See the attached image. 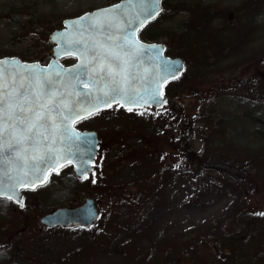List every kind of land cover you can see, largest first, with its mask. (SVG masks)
<instances>
[{
  "label": "rangeland",
  "instance_id": "rangeland-1",
  "mask_svg": "<svg viewBox=\"0 0 264 264\" xmlns=\"http://www.w3.org/2000/svg\"><path fill=\"white\" fill-rule=\"evenodd\" d=\"M117 1L0 0V57L46 59L50 51L49 33L59 28L64 18ZM249 1L253 0L165 1V12L144 30L143 36L154 31V35L161 36L160 40L170 46L171 55H178V44L169 35L177 38L189 15L176 14V7L171 11L170 3L196 2L197 10L215 17L209 24L215 44L205 51L204 40L200 39L201 42L192 46L193 52L185 57L188 74L170 88L166 116L161 112L130 114L113 109L91 121L104 139L102 161L110 163L103 164L106 171L98 169L89 178L95 186H106L108 194L105 200L92 191L98 196L100 218L88 231L49 228L40 222L41 216L58 208H70L84 196L77 185L85 186V181L75 179L68 169L53 177L47 187L27 193L22 207L27 211L25 216L13 203L0 199V243L6 236L12 237L11 244L2 250L0 264H220L225 255L217 242L229 232L238 240L249 235L246 245L262 246L264 252V164L256 163L262 159L257 155L264 153V0H255V7H260L255 24H248L249 18L245 21L241 11H237L238 21L250 25V34L243 38L242 50L231 49V54H236L235 60L245 56L249 60L241 70L235 72L232 68L228 74H246L245 84L238 85L229 78L228 82L221 80L227 75L224 71L233 56L220 55L222 50L218 47L219 43H235L243 32L237 21L224 26L219 15L227 18L231 9ZM182 7L179 5L178 11ZM190 42L180 48L189 51ZM254 55L257 58L252 60ZM241 80L244 81L243 76ZM215 86L229 89L214 101L219 104L216 110L228 118L224 124L230 130L227 137L233 144L229 156L234 160L222 159L225 155L219 152L227 148L217 140L216 153L224 161L221 164L224 171L201 172L179 149L189 145L195 153H201L203 136L209 134V130L204 131L209 126L204 124L207 110L201 109V96L204 101L214 97ZM236 88L238 91H232ZM174 115L183 118V123L179 120L183 127L179 124L181 132L177 135L169 132L178 121ZM213 136L218 137L214 132ZM210 142L205 143L207 148ZM140 156L149 157L142 160ZM140 179H148L147 187L138 185ZM136 184L146 196L139 204L133 202L126 209L119 199L112 201L113 195L124 193L110 192V187L122 185L128 190ZM138 195L136 190H128L122 203L138 201ZM83 238L86 240L82 242ZM163 252L171 258H165ZM254 253L256 256L259 252ZM229 256L227 264L238 262H231ZM157 257L164 259L158 261Z\"/></svg>",
  "mask_w": 264,
  "mask_h": 264
},
{
  "label": "snow or ice",
  "instance_id": "snow-or-ice-1",
  "mask_svg": "<svg viewBox=\"0 0 264 264\" xmlns=\"http://www.w3.org/2000/svg\"><path fill=\"white\" fill-rule=\"evenodd\" d=\"M158 3L127 0L125 5L73 21L79 28L78 47L65 49L68 55L73 51L80 54V63L73 68L58 66L50 75L38 66L0 60V191L9 164L18 170V184L34 189L45 182L47 172L62 161H71L74 154H69L67 142L73 137L81 139L71 123L93 115L101 106L110 107L112 102H122L121 106L141 102V93L135 91L142 78L134 71L140 46L134 33L158 15ZM133 10L135 14L130 15ZM165 71L175 75L178 69L168 65ZM61 73L74 81L72 91L64 90ZM80 85L88 91L76 90ZM152 100L159 102L155 94ZM13 195L17 194L13 192L8 199Z\"/></svg>",
  "mask_w": 264,
  "mask_h": 264
},
{
  "label": "water",
  "instance_id": "water-1",
  "mask_svg": "<svg viewBox=\"0 0 264 264\" xmlns=\"http://www.w3.org/2000/svg\"><path fill=\"white\" fill-rule=\"evenodd\" d=\"M126 3L127 0H123L117 4L125 5ZM117 4H114L106 8H101L93 12H87L77 18L64 20L63 23L65 28L61 30H56L50 35L51 40L57 44V46L54 48V54L56 58L52 59L51 62L46 66H43L38 62L23 63L17 58L6 57L0 60L9 61V62L18 61L21 65L24 66H33V65L38 66L39 69H43L45 72L49 73L50 75L59 70L58 66H61L65 70L73 68L80 63V59L78 58L80 54L76 51H73V53L71 54V55H75L78 58L76 64L72 66H64L59 62V58L68 56V54H66L65 52L66 48L71 47L75 49L76 47H78L75 42L77 39L80 38L78 35L79 28L73 26L72 22L78 20L80 17H83L86 14L97 13L100 12L101 10H106V9H113L114 6H116ZM158 8H159V13H158L159 15L161 12V0H159ZM134 14H135V10L130 12V15H134ZM158 15H156L155 18ZM152 19H148L146 23H148ZM146 23H144L143 26ZM142 27H140L134 33V39L138 40V32ZM138 41L140 46L136 50V59H135L136 67L134 71H136L142 79L137 82L135 91H139L141 93L142 99L138 105H127L124 107L136 108V107H142L144 105H148V106L154 105L155 107L160 108L165 104L166 101V98L163 95L165 85L169 81L178 77L179 73L184 69V61L180 58H167L164 55L165 48L162 44H145L140 40ZM168 65L177 66L178 71L176 72L175 75H172L169 72L165 71ZM9 70H13V66L11 64H9ZM61 77L65 82L64 90L72 91L71 85L74 83V81H72L69 76L64 75V73H61ZM76 90L84 91V92L88 91V89L84 88L83 85L78 86ZM153 94L156 95V99L159 102L152 100ZM145 100H147V103L144 102ZM115 103L117 102H112L111 105ZM103 108L106 107L104 106L100 107V109ZM75 122L71 123L70 127L75 130V133L79 137H81V139L77 140L75 137H73L71 141L67 142V144L71 145V147L68 149V152L69 154H74V158L71 161H67V160L62 161L59 165L55 166V168L52 171L47 172L45 174L46 175L45 182L42 184H37L35 188L39 185L45 184L48 180L49 175L52 172H57L59 169H61L63 166L67 164L74 165L75 172L80 176L86 175L92 171L93 169L92 164L94 163L98 153L97 136L95 133H91V132H84V133L79 132L74 128ZM60 147H64V145H60ZM7 171H8V175L4 177L3 191H0V196L8 197L10 194L14 192L17 195H13L12 199H14L17 203H21L23 199L22 190L32 189V188L31 187L26 188L23 185L18 184L16 179V177L18 176V170L13 168L11 164L8 165ZM13 184H17V186L14 189L12 188ZM97 216H98V210L94 203V200H89L84 206L77 209H69V208L58 209L54 213L44 216L41 221L48 226H57V225H62L65 227H75L80 225L89 226L97 219Z\"/></svg>",
  "mask_w": 264,
  "mask_h": 264
},
{
  "label": "trees",
  "instance_id": "trees-1",
  "mask_svg": "<svg viewBox=\"0 0 264 264\" xmlns=\"http://www.w3.org/2000/svg\"><path fill=\"white\" fill-rule=\"evenodd\" d=\"M180 3V5H182V9L183 10H177L176 14H184V13H188L189 17L185 20V22L182 24V26L180 27V29L178 31L179 34L177 35V38L169 35L170 37H172L173 42L175 44H178V50H177V54L181 57H186V55L191 54L193 51L191 50L192 46L195 45L197 42H201L200 39L204 40V47L203 49L206 51L209 49V45L211 44H215V38H214V33L211 31L209 24H212V20L211 18H215L214 16H212L210 14V12H201V10H197L196 9V2H178V4ZM252 4H254V8L250 9H246L244 7H241L242 9H236V10H232L229 11L230 13L226 16L224 15H219L222 17V21L224 23V26H228L229 23H234V21H237V23L241 26V29L243 30L242 33H239L240 35L235 39V43L233 42H225V43H219L218 47L220 48V50H222L220 52V55H225V54H230L233 56L232 59H228L229 63L226 66V69L224 71V74L226 73V76H222L221 80L228 82V78L233 82V83H237L238 85H243L247 82L246 78V74L244 81L241 80V73H233V74H228L230 73V69L234 68V71L236 72L237 70H241L243 65L247 63V61L249 60V56H245V57H240L239 59L235 60V56L236 54H231V49L233 50L234 48H236L238 51L242 50V41L243 38L246 36V33L250 34V25L251 24H255V20L254 18H256L257 14H259L260 12V7H255L257 5V1L253 0L251 1ZM241 11L242 13V17L244 18V20L246 21L248 18V26L243 25L241 22H239L238 20L240 19L237 16V11ZM232 12H235V15L232 16ZM211 20V22H210ZM223 26V27H224ZM221 27V28H223ZM154 31L151 30V32L149 33L151 37H161L159 35H154L153 34ZM191 41H189V40ZM186 42H190V49L189 51H185L184 49H181L180 46L187 44ZM215 51V50H212ZM202 54H204V52H201ZM257 57L251 56V59H256ZM223 59V58H222ZM226 60V61H228ZM205 61V60H204ZM210 61H214L213 58L210 59ZM225 61V60H224ZM222 63V62H221ZM220 63V64H221ZM189 71V68L186 69V71L181 75L180 79L178 81H175L172 83V85L169 86V90L171 87H173L175 84H178L180 81H183V79H185V77L187 76ZM223 74V75H224ZM176 86V85H175ZM229 86V85H228ZM228 86H221V87H217V92L216 95L214 97H211V99H209L208 101H204L205 99L203 98V96H201V103L204 105V110H207V121L204 122V124H206L207 126H209V128H207L209 131V134H205V143L207 144L209 142V140L212 142H210L208 148L205 146H203L201 153H195L194 150L191 148V146H186L181 150L182 155H184L186 157V159H188L187 161L190 162L191 164H195L197 165L199 168L198 170H201V172H205V169H214L215 171H221L223 172L224 169L221 167V164L224 162L222 159L225 160H230L233 161L234 159L232 157L229 156V147H230V143L231 140L227 137V133L230 132L228 125H225L224 123L228 121V118L226 117V115L223 112H220L218 110H216V107L219 106V104L214 101L217 98L222 97L225 93H227L228 90ZM246 90V89H244ZM180 95V94H179ZM210 103V105H209ZM213 132L216 134V136H218L217 138L213 136ZM219 140L220 143L227 148V151H225L224 149L221 150L219 153L225 155V158L221 159V156L219 154L216 153L217 148L215 147L216 141ZM215 152L216 155L213 153ZM257 156H262V159H260L258 161H256V163L258 164V166H260L261 163L264 164V153L257 155ZM229 162V161H228ZM227 162V163H228ZM252 165V163H251ZM155 169H158L155 166ZM148 181V179H145L144 181H142V185H145L147 187L146 182ZM141 185V186H142ZM140 186V187H141ZM129 187V186H128ZM134 187L133 189H128L129 191L133 192V190H136L138 192V194L142 197L137 198L138 201H132L130 200V203H122L124 201V194H127V187H123L122 185H120V187L118 188H111V192L114 191L116 193H120L123 192L124 194L122 195L120 194H115L113 195L115 198H118L120 201V205L122 207H126V209L128 208L127 205L129 204H135L133 202H138L137 204H139L144 197V193L142 194L139 190L138 187L136 186H132ZM113 192V193H114ZM117 196V197H116ZM141 206V205H140ZM17 208V207H16ZM20 210V208H17ZM22 211V210H21ZM23 215L24 211H22ZM262 212H256V214H259ZM259 217V216H258ZM260 221V220H259ZM233 232H229L228 234L224 235L219 242H217L218 244H220L219 248H223V254L224 256V260L219 261L220 264H227L226 263V259L228 258L229 255L234 256L235 258L230 257L231 262H233V260L238 261L237 263H229V264H262L264 263V252L262 251V246L259 247H250V245H246V242H248V237L249 235H244L243 238H241L240 240L237 239L236 235H232ZM229 235V236H228ZM10 238V237H9ZM16 238V236H13V239ZM12 241V237L10 238ZM82 242L86 240V238L81 239ZM246 241V242H245ZM15 241H13L12 243H14ZM83 246V245H82ZM227 249V250H226ZM242 249V250H241ZM254 252H259L258 255L255 256ZM165 258H171V256L169 254L166 255L165 252H163V254ZM164 257L162 259L158 258V261L163 260ZM235 261V262H236ZM150 263H154V262H150ZM162 264V263H160ZM173 264V263H172Z\"/></svg>",
  "mask_w": 264,
  "mask_h": 264
},
{
  "label": "flooded vegetation",
  "instance_id": "flooded-vegetation-1",
  "mask_svg": "<svg viewBox=\"0 0 264 264\" xmlns=\"http://www.w3.org/2000/svg\"><path fill=\"white\" fill-rule=\"evenodd\" d=\"M165 1L166 0H163V3H165ZM258 1V0H257ZM172 4H174V3H170V8L171 9H174L175 8V6L174 5H172ZM244 7V8H246V9H250L251 10V7H252V3H251V1H249L248 3H245V4H242V5H240V6H237V8H233V9H231V10H236V9H238L239 7ZM139 40H141V41H143V42H145V43H156V42H158V40H159V38L158 37H150V36H139ZM48 45H49V48H50V51H49V53H48V58L50 59V58H52V56H53V53H52V49H53V47H54V44H52V43H49L48 42ZM166 53L168 54V55H171V48H170V46L166 43ZM36 49L37 50H40L41 48L40 47H36ZM18 57V56H17ZM20 58V57H19ZM21 59V58H20ZM21 60H23V59H21ZM24 61H27V60H24ZM35 61H40V62H42V63H46L45 62V59H35ZM63 62H68L69 64H73V63H75L76 61H77V59L75 58V57H69V58H65V59H63L62 60ZM142 110H148L149 112H152L153 114H155L156 113V111L157 110H155L153 107H150V108H144V109H142ZM103 111H105V110H101V111H99V112H97L96 114H93L92 116H89V117H86V118H84V119H81V120H79V121H77L76 122V128H78L79 130H81V131H85V130H89V131H95L97 134H98V138H99V154H98V157L100 156L101 157V155H102V153H103V151L105 150V148H104V139H102L101 137H100V134H99V132H98V130H96V128H98V127H96L95 125H91V121H93V120H95L98 116H100L102 113H103ZM167 113V112H166ZM169 132H171V131H169ZM100 157H99V159H100ZM99 161L100 160H98L97 161V164H96V167H97V165L99 164ZM103 164V163H102ZM65 169H68V170H71V169H73V166L72 165H68V166H66L65 168H63V169H61L60 171H58V172H56V173H51V175H50V177H49V181L53 178V177H56V176H59L62 172H63V170H65ZM72 171V170H71ZM72 176H74L75 177V179H77V180H79V181H81V182H84L85 181V186H81V184L79 183V185H77V187H78V189H79V191H80V193L82 194V193H84V196H82L81 194V198L80 199H78V201L76 200L75 202H74V205H72L71 206V208H76V207H80V206H82L85 202H86V200H88V199H94L95 201H96V204L98 203L97 202V200H98V196L96 195V194H93V192L92 191H94L95 193H99L100 194V198H105V200H106V198H107V194H108V189H107V187L106 186H104V185H102L101 186V188L99 187V186H95V184H93V182H92V180H89V178L91 179V174L90 175H87V176H84V177H80V176H76V175H72ZM85 177H87V178H85ZM49 183V182H48ZM49 185V184H48ZM47 184L46 185H43V186H39L37 189H35V190H24V199H26L27 198V193L28 192H35V191H37V190H39L40 188H42V187H47L48 186ZM24 214L26 215L27 213L26 212H24ZM11 225V224H10ZM57 227H61V226H57ZM62 228H64V229H67V230H73V229H71V228H66V227H62ZM91 228V227H90ZM90 228H84V227H78V228H75V229H80V230H82V231H88V229H90ZM11 238V237H10ZM8 236H6L5 237V239H3V241L0 243V251H1V253H0V256L2 255V250L3 249H5V246H7V244H11V239H10ZM3 261H6V260H3Z\"/></svg>",
  "mask_w": 264,
  "mask_h": 264
}]
</instances>
